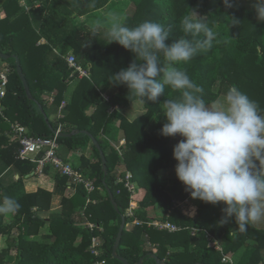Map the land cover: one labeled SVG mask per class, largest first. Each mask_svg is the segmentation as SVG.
<instances>
[{
	"label": "trees",
	"instance_id": "16d2710c",
	"mask_svg": "<svg viewBox=\"0 0 264 264\" xmlns=\"http://www.w3.org/2000/svg\"><path fill=\"white\" fill-rule=\"evenodd\" d=\"M22 1L3 2L0 13V51L20 57L35 99L28 97L17 72L16 59L11 57L9 60L13 63L7 92L2 99L0 97L3 112L11 123L0 113V160L7 166L14 165L20 178L16 181L18 186L13 184L9 187L0 179V200L5 196L12 197L20 207L14 220L0 215V235L7 237L5 247L0 240V264H98L103 259V264H136L140 261L142 264H159L155 255L164 260L165 264H224L221 252L208 246V239L204 234L192 235L190 227L198 220L186 218L182 213L180 217L175 215L174 201L184 199V192L188 193L180 187L181 182L177 181L169 192L159 178V169L175 167L177 162L172 155L175 144L172 143L174 139H180L178 135H161L160 129L166 121L159 105L146 100L143 103L144 112L133 120L121 113V110L128 109L139 99L128 94L125 85L114 84L111 81L112 74L132 63L135 55L116 42L107 43L103 30L110 27L112 15L102 19L101 11L107 7L111 14V8L117 5L119 13L115 15L129 27L145 20L162 23L170 34L167 43H172L184 35V16L199 13L215 33V39L210 48L199 49L192 59L176 65L178 70L185 71L190 79L202 87V96L206 103L216 102L221 93L234 85L257 101L264 110V22L256 19L254 7L244 5L242 0H235L230 8L224 5L223 0H115L118 4L114 0H24L35 7L27 11ZM80 17H84V20ZM96 27L101 29L98 36L93 37L90 30ZM37 29L41 30V35L51 44L61 49L62 55L73 49L75 54H71L78 56L77 59L90 74V77L80 80L68 104L63 121L70 123L72 128L67 132L75 129L90 131L103 151H106L109 139H114L120 130L124 131L126 139L125 147L120 146L124 149L121 159H118L116 149L106 155L107 174L96 145H92V148L97 162L90 164L88 161L85 164L86 168L89 164L92 167L89 166L84 174H88L97 187L102 186L106 195L101 197L98 190L88 193L83 186L77 185L75 195L63 198L62 211L51 214L49 218L41 216L39 212L49 208L52 193L43 188L34 193H27L23 189L22 177L32 173L34 166L29 161L18 159L17 141L4 136V130L9 127L11 129L12 123L26 126L33 135H45L44 128H48L45 119V115H48L46 106L41 110L36 105V101L43 104L42 93L32 85L24 55L14 45L18 39L31 41L32 35H35V44L40 38ZM188 38L202 39L203 33L199 37ZM35 50H39L40 55L41 52H47L46 58L48 52L53 51L50 46L36 47ZM46 58L44 57L45 61L56 69V73L49 74L45 71L47 68H40L42 76L37 81L42 79V86L48 91L59 89L56 98L59 105L64 99L67 87L65 79L71 70L61 55H55L53 60ZM45 65L42 63L41 67L44 68ZM216 83L220 85L219 91L214 89ZM105 93L110 97L108 101L103 96ZM165 96H161L160 101L166 98L177 99L180 93L165 86ZM116 105L119 108L109 112ZM92 106H96V111L89 116L86 111ZM114 118H120L119 126L115 124ZM79 135L90 139L86 134ZM74 139V136L60 137V143L69 150L74 147ZM59 155L65 157L61 152ZM121 160L134 173L138 184V190L133 195L124 185L119 187L115 184L117 173L114 168ZM74 167L76 168L75 165ZM68 186L67 178L57 174L54 192H65ZM107 186L115 195L118 209L107 192ZM18 188L20 193L17 192ZM88 197L99 200L95 204L90 202L87 205V218L96 222L97 226L103 224L105 227L104 244L100 241L97 247L101 252L100 256L91 249L93 238L101 237L99 230L91 231L90 228L81 226L84 218L76 210L78 206L86 204ZM131 200L138 201L143 207L162 206L165 211L170 212V221L182 226L181 231L158 230L146 224L136 225L129 231L127 226L134 221V217L128 216ZM205 205L207 206L206 202ZM216 207L219 215L209 230H214L219 237L220 230L225 232L228 240L225 245L227 251L239 249L241 241L246 237H255L257 242L244 253L240 264H264V222L261 228L256 229V225L252 224L246 232L233 237L229 230L237 225L234 220L221 224L224 205L218 203ZM146 216L137 214L136 217L149 221L150 218ZM123 217L126 219V226L117 252L128 263L121 261L113 253ZM113 220L115 223H112ZM209 221L212 223L211 219ZM15 230L17 234L14 233ZM135 230H140V234H136ZM250 230L262 231L253 234ZM129 236L134 239L128 241ZM148 243L152 244L151 248H148ZM13 250L17 252L15 263L12 262Z\"/></svg>",
	"mask_w": 264,
	"mask_h": 264
},
{
	"label": "clouds",
	"instance_id": "9594fccd",
	"mask_svg": "<svg viewBox=\"0 0 264 264\" xmlns=\"http://www.w3.org/2000/svg\"><path fill=\"white\" fill-rule=\"evenodd\" d=\"M234 2L223 0L229 8ZM253 7L256 19L264 22V0H254ZM182 31L183 36L167 43L170 34L162 23L145 20L129 27L113 14L103 36L107 43L129 50L135 59L112 74L111 81L125 85L128 94L142 103L159 105L166 121L161 135L181 137L172 150L177 179L192 198L223 203L220 223L234 220L237 227L232 233H243L248 226L264 222V110L234 85L222 100L206 103L202 87L176 65L192 59L199 49L210 48L215 33L197 15L183 17ZM201 33L202 39L188 38ZM90 34L97 37L99 29H91ZM165 86L179 92V98L160 101ZM19 207L15 199L5 196L0 200V215L14 214Z\"/></svg>",
	"mask_w": 264,
	"mask_h": 264
},
{
	"label": "crops",
	"instance_id": "0c3cea01",
	"mask_svg": "<svg viewBox=\"0 0 264 264\" xmlns=\"http://www.w3.org/2000/svg\"><path fill=\"white\" fill-rule=\"evenodd\" d=\"M3 2H4V0H0V13L2 12L1 10H2L3 4H4ZM25 3L26 2H24V0H23L22 5L24 6ZM28 5H29V9L27 11H30L33 8H35L34 5H32V4H28ZM35 6H37V5H35ZM108 10H109V8L107 9V7H106L105 9H103L101 11L102 12L101 13L102 19L103 18L105 19L106 17H109L108 15H111L110 13H108ZM0 17H1V14H0ZM80 18L84 20V17H80ZM99 26H102V25H99ZM98 29H101V28H98ZM36 32L40 35V38L37 40V42L35 44H34L35 35L31 36L32 39L29 42L22 41V40L18 39L14 43V45H16L18 47L19 51L24 55V61H25L27 72H28V76H29L30 80L33 82L32 85L35 87V89H37L38 92L42 93V99L44 102L42 104L41 102L36 101V105L41 110H44V105H45L47 108V111H48V115L47 114L45 115V119H46L47 124H48V128H44V134L45 135H36V136H51L52 134H54L56 132V130L58 128H61V130H62V132L60 133V137L74 136L75 137L74 147L72 149H69V150L67 147H62V145L60 143V137H59L60 146L58 149V154L61 152L65 156L64 159L66 158L65 159L66 161L72 163L73 166L75 165L77 168V169L76 168L75 169L77 171H79V170L81 171V172L80 171L79 172L81 173V175H83V178L93 182L95 188L93 190H89L85 187L84 184H80L79 186H83L87 190L88 193H92V192L98 190L101 197H104L106 195V192L104 191L102 186L97 187L94 180L91 179L88 176V174H84V172L89 170V168H88L89 166L92 167L90 165L91 163L97 162L96 153L92 148V145H96L94 142L95 136L93 135V133H91L88 130L75 129V130H72L71 132H67L69 128L70 129L72 128V125L66 121H63L65 114H66L68 104L71 102L72 94H73L75 88L77 87L78 83L80 82V80L84 76L81 77L79 74H77L76 76L70 78V76H71V71H70L69 76L65 79L66 83H67V87L65 89L64 99L61 101V103L59 105H57V99H56L59 89L55 88L52 91H48L47 89L43 88V86H42L43 83H41L42 79H41V81H37V78L42 76L41 75L42 72L40 71L41 69L45 70L47 68V70H45V71H46V73H49V74L50 73H56V69H54L50 63L45 61L44 57L46 58L47 52H45V51L41 52V55H40V51L35 50L36 47L50 46L53 49V51L48 52L47 58H49L50 60H53L55 55L58 54V55H61L66 60L67 64H68L67 56L72 53L73 49L69 53L62 55V51L59 47H56L55 45L51 44L46 39V37L41 35V30L37 29ZM14 55H16V54H14ZM11 57L14 58L13 55H10V58H8V59H5L3 57H1V58L4 61V63H6L7 65H10L12 67V63H9L8 61H6V60L11 59ZM76 58H78V57H76ZM77 60L80 63L79 59H77ZM42 63L46 64L44 68L41 67ZM33 64H36V65L33 66ZM68 67H69V64H68ZM82 67H83V65H82ZM16 68H17V66H16ZM30 90H31V87H30ZM25 91H26V89H25ZM26 93H27V91H26ZM31 93H32V97H30V98L32 100H34L35 97L33 95V92L31 91ZM222 94H224V93L220 94L218 100L220 99ZM103 96H104L105 100H107V101L110 98L107 93L103 94ZM132 108H134L133 104L130 105V107L128 109H125L124 111H126V110L130 111ZM113 110L114 109L112 107L111 109H109V112H112ZM142 110L143 111L138 112V114L133 118H128L126 116V114L124 113V111H122V110H121V113L124 114L128 119L133 120L137 116H139L141 113L144 112L143 105H142ZM95 111H96V106H92L86 111V114L90 116L93 113H95ZM135 111L136 110L134 109V112ZM0 113L8 122H10V119H8V117L5 116V114L3 112V105L1 102H0ZM114 122L117 126H119V124L121 123V120H120V118H114ZM13 124H18V123H12V125ZM12 125H11V127H12ZM24 127L26 128L27 133L31 134L29 128H27L26 126H24ZM82 131H88L91 134L84 133ZM71 133H74V134L65 135V134H71ZM79 134H86V135L90 136V139L88 140L87 138L82 137ZM101 134H103V132ZM31 135H33V134H31ZM4 136L8 139H15L17 141L18 144H17V149H16V156L18 159L23 160L19 157V151L21 148V144L19 141L18 134L13 130V128L10 129V127H9V128H7L6 131L4 130ZM180 139H181V137H180ZM109 140L110 141L107 144V149H106V151H104L105 155H107V154L110 155L112 153L113 149H116L118 152V155H119L118 159H121V157L123 156L124 149L123 150L121 148L119 149V146L125 147L126 139H125L124 131L120 130L119 133L116 134L114 139H109ZM5 146L6 145H3V147H5ZM116 159H117V157H116ZM23 161H29L34 166V170L32 173L28 174L25 177H22L23 189L27 193H34V192H37L39 189L43 188V189L48 190L52 193V199H51V204H50L49 208L41 210L39 212V214L45 218H49V216L51 214L61 212L62 206H63L62 205L63 198L64 197L70 198L73 195H75V193L78 190V188H77L78 186L75 188L68 186V188L66 189L65 192L55 193L54 190L56 189V175L59 174V171L57 169H55L53 166H46L43 168V171L41 172V174L36 173L35 172L36 165L32 160L27 159V160H23ZM88 161L90 162V164L86 168L85 164H87ZM169 169H171V168H168V170ZM171 170H173V169H171ZM114 171L117 173V179H116L115 184L119 187H121V185H124L123 182L119 181V178H121V179L125 178V176L128 172L131 173L132 174L131 180H132L133 184L135 185L136 192H137L138 184L136 183V181L134 179V173L130 169L126 168V164L122 160L120 162L116 163ZM173 171H175V170H173ZM158 174H159V172H158ZM19 178H20V175H19V173L16 170L14 165L7 166L4 163V161L0 160V179H2V181L4 182V184L7 187L13 186V184L16 185V181ZM159 178H160V180H162L166 189L169 192L172 190V187L177 183V181L179 182L177 177H174L173 179H171L169 177L164 178L163 176H161L159 174ZM16 186H18V185H16ZM124 187H125V185H124ZM180 187L182 189H184V185L182 183L180 184ZM19 188L17 189L18 193H20ZM107 192H108V189H107ZM118 192H120V189ZM182 194H183V190H182ZM184 194H183L184 199L174 201V203H175L174 208L177 211L176 212L174 210L175 215L177 217H180V214L182 213L186 218H191L192 220H198L197 221L198 223L196 222V224H193L190 227L192 235H193V230H194V232H197L198 235L204 234L208 239V246H210V247L214 248L215 250L221 252V254H222L221 260L224 264H240L244 253L249 251L250 248L252 247V245H254L257 242L255 237H251V236L246 237L243 241H241L239 249L227 251L225 249V245L228 244V240H227L226 235H224L225 232L220 230L222 235L219 233L220 234V237H219L214 233V230H209V228L212 227L211 225L214 223V221H216V219L219 215V214H217L219 212H218L216 205H213L211 203H207V206H206L205 202H203L199 199L192 198L190 193L184 192ZM98 200L97 199H91L88 197L86 204L78 206L76 210H77V214H79L80 217L84 218V221L83 220L81 221L82 222L81 224L83 225V227H88L87 223L88 224L89 223L94 224L95 226L93 228H90V230L91 231L99 230L101 237L100 236L99 237L95 236V237L97 239H99L104 244V239H105V237H104V234H105L104 225L99 224L97 226L96 222H92L91 220H89L87 218V215L85 212L87 205L90 202H93L95 204L98 202ZM36 209L37 208H34V210H36ZM18 214H19L18 212H15L14 214H8L6 216L9 220L12 219L11 217L13 216V220H14L16 215H18ZM137 214H140L141 216L147 215L146 217H149L150 219H148L149 221H144L143 219L136 217ZM128 216L134 217V221L129 223L127 226V228L130 229L129 231H132V228L135 227L136 225L139 226V225H143V224H146L147 226H149V227L151 226V227L156 228L158 230H166V229L158 228L157 224L160 222H167V221L171 222L172 224H175L178 227H181V229H182V226L180 224H177V223L170 221V219H169L170 212L165 211V209L160 205H154L151 207H143L139 204L138 201L131 200ZM209 219L212 220V223L209 221ZM112 223H115V220H113ZM116 223H117V221H116ZM255 225H256V229L263 227L262 222L256 223ZM235 228L236 227L231 228L229 230V232H230L231 236L238 237L242 233L237 232L236 234H233L232 230H234ZM181 229H179L178 231H181ZM135 231H136V234H140V230H135ZM260 231H262V230H250L249 232H252L253 234H258V232H260ZM43 232H45V231H43ZM169 232H171V231H169ZM94 238H93V242H94ZM133 239H134V237H132V236L127 237L128 241L129 240L132 241ZM93 242L91 244V247L93 245ZM114 246H115V244H114ZM147 246H148V248H151L152 244L148 243ZM181 249H183V248H181ZM169 252H171V250ZM113 253H114V250H113ZM117 254H118V252H117ZM223 255L228 256L232 260V263L231 262H224L223 261ZM155 258L158 260V262L162 261V264H165V261L160 260V258L157 255H155ZM99 261H104V259L99 260ZM140 262H141L140 264H142V261H140ZM136 264H139V262Z\"/></svg>",
	"mask_w": 264,
	"mask_h": 264
},
{
	"label": "built area",
	"instance_id": "2783aa9c",
	"mask_svg": "<svg viewBox=\"0 0 264 264\" xmlns=\"http://www.w3.org/2000/svg\"><path fill=\"white\" fill-rule=\"evenodd\" d=\"M69 69L71 70V77L79 74L81 77H90L89 72L82 67V65L78 62L76 56L74 54H69L67 56ZM12 67L4 63L2 58L0 57V97L3 98L7 92V86L9 83V74L11 73ZM13 130L18 134L19 141L21 144V148L19 151V157L23 160L30 159L36 165V173H40L43 171V168L46 166H53L55 169L59 171L62 176H65L68 179L69 186L75 188L77 185L84 184L85 187L89 190H93L94 184L93 182L86 180L83 178L80 172H78L72 163L66 161L58 154L59 149V137L62 132L61 128H58L54 134L51 136H36L27 133V130L24 126L20 124H13ZM120 149V146H119ZM132 174L127 173L125 178H119V181L123 182L125 187L131 192L133 195L136 192L135 185L133 184ZM89 228H93L94 224H88ZM157 227L160 229H166L171 232L178 231L181 227L172 224L171 222H160L157 224ZM197 232H194L193 235H196ZM100 244V240L94 238L93 245L91 247L92 252L96 255H100L101 252L98 250V246ZM224 262H231L232 260L223 255ZM105 261H99L98 264H103Z\"/></svg>",
	"mask_w": 264,
	"mask_h": 264
},
{
	"label": "water",
	"instance_id": "95a60500",
	"mask_svg": "<svg viewBox=\"0 0 264 264\" xmlns=\"http://www.w3.org/2000/svg\"><path fill=\"white\" fill-rule=\"evenodd\" d=\"M0 56L3 57V58H5V59L10 58V55H9V54H5V53H3L2 51H0ZM13 56H14V58H16L17 71H18V73H19V75H20V77H21V79H22V81H23V83H24V86H25V89H26V91H27V94H28L29 97H32V93H31V90H30V85H29L28 80H27V78H26V75H25V73H24V70H23V67H22V64H21V60H20V58H19L18 55H13ZM82 132L91 134V133L88 132V131H82ZM74 133H75V132H74ZM74 133H71V134H65V135H72V134H74ZM94 142H95L96 146L98 147V149L100 150L101 157H102V161H103V168H104V170H105V173L107 174V173H108V165H107L106 155H105V153H104L102 147L100 146L98 140H96V139L94 138ZM107 189H108L109 196H110V198H111V200H112L114 206L118 209V204H117V202H116V199H115V196H114L113 191H112L108 186H107ZM122 219H123V220H122V224H121L120 230H119V232H118V235H117V238H116V242H115V246H114V255H115L117 258H119L121 261H123V262H125V263H128V261H127L124 257L118 255L117 252H116V251H117V247H118V246L120 245V243H121L122 236H123V231H124V229H125V225H126V219H125V217H123ZM154 257H155V256H154ZM140 263H141V262H139V264H140ZM159 264H162V261H159ZM195 264H204V263H195Z\"/></svg>",
	"mask_w": 264,
	"mask_h": 264
},
{
	"label": "rangeland",
	"instance_id": "374dc122",
	"mask_svg": "<svg viewBox=\"0 0 264 264\" xmlns=\"http://www.w3.org/2000/svg\"><path fill=\"white\" fill-rule=\"evenodd\" d=\"M240 1H241V0H240ZM113 2L116 3L115 0H114ZM241 3H243L244 5H248V6H253L254 1H253V0H242ZM116 4H118V3H116ZM108 13H110V12L108 11ZM118 13H119V12L117 11V5L113 6V7L111 8V15H113V14H118ZM196 15H197V16H200L199 13H195V14H194V17H195ZM72 53H74V52H72ZM74 54H75V53H74ZM77 57H78V56H77ZM6 61H8L9 63H13V61H10V60H6ZM214 89H215L216 91H219V90H220V85H219V83H216ZM72 96H73V94H72ZM71 98H72V97H71ZM222 98H223V94L221 95V97H220L219 100H222ZM219 100H217V101H219ZM142 105H143V103L139 100V101H136V102L133 103V107H134V108H132L130 111H129V110H128V111H127V110H126V111L122 110V111H124V113L126 114V116H127L128 118H133V117H135V116L138 114V112L143 111V110H142ZM117 108H119L118 105L113 106V109L116 110ZM134 109L136 110L135 112H134ZM178 141H179V139H174L172 144H176ZM121 168H122V167H121ZM168 168H171V169H173V170L175 169V167H162L161 169H159V174H160L161 176H163L164 178L169 177V178L173 179L174 177H176V175H175V171H173V170H171V169L168 170ZM11 218H12V219H10V220H13V216H12ZM81 226H83V225L81 224ZM14 233L17 234V231L15 230ZM15 234H14V235H15ZM6 238H7L6 236H1V235H0V240H1V242H2L3 247L6 246ZM12 262H13V263L17 262V252H16L15 250L12 251Z\"/></svg>",
	"mask_w": 264,
	"mask_h": 264
}]
</instances>
